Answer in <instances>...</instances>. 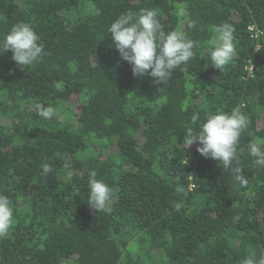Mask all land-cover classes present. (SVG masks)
I'll list each match as a JSON object with an SVG mask.
<instances>
[{
  "label": "trees",
  "instance_id": "1",
  "mask_svg": "<svg viewBox=\"0 0 264 264\" xmlns=\"http://www.w3.org/2000/svg\"><path fill=\"white\" fill-rule=\"evenodd\" d=\"M141 9L200 45L167 84L134 76L107 33ZM21 22L43 52L23 70L11 51L0 54V194L14 209L0 264L264 259V167L248 152L264 140V0H0V37ZM225 23L236 55L218 69L204 48ZM235 108L248 126L232 168L202 156L198 142L187 148L188 129ZM91 171L112 189L106 210L88 203Z\"/></svg>",
  "mask_w": 264,
  "mask_h": 264
},
{
  "label": "clouds",
  "instance_id": "2",
  "mask_svg": "<svg viewBox=\"0 0 264 264\" xmlns=\"http://www.w3.org/2000/svg\"><path fill=\"white\" fill-rule=\"evenodd\" d=\"M217 36L205 48L207 60L218 69L227 65L236 55L234 29L230 24L214 27ZM107 33L111 34L114 47L123 61L131 65L134 76L149 75L157 85L167 84L173 71L181 65H187L196 55L200 45L176 30L164 31L154 9H141L135 16L126 13L115 19ZM35 29L28 23L15 24L10 32L0 37V54L12 52V60L20 70L30 67L42 59L43 46ZM149 70H151L149 72ZM39 115L51 118L55 109L51 106L37 105ZM193 122L198 114L191 117ZM246 114L239 108L229 112L209 114L198 131L188 129L187 148L194 143L205 158L219 160L225 169L232 168L237 160V145L242 132L247 128ZM249 155L255 158V164L264 167V140L257 139L248 147ZM52 168L43 165L44 174ZM235 178L241 187H246L248 180L240 168H234ZM96 172L89 173L88 203L97 211L109 208L112 189L103 180L96 179ZM14 222V209L8 196L0 194V238L5 237ZM241 264H264V259L256 260L254 254L248 255Z\"/></svg>",
  "mask_w": 264,
  "mask_h": 264
},
{
  "label": "rangeland",
  "instance_id": "3",
  "mask_svg": "<svg viewBox=\"0 0 264 264\" xmlns=\"http://www.w3.org/2000/svg\"><path fill=\"white\" fill-rule=\"evenodd\" d=\"M182 23H183V20L181 21V23H180V25H179L178 28L181 27ZM67 117H68V115L65 117L64 114H61V115H59L58 119H59L61 122H63V120L66 122V121H67ZM68 118H69V117H68Z\"/></svg>",
  "mask_w": 264,
  "mask_h": 264
},
{
  "label": "built area",
  "instance_id": "4",
  "mask_svg": "<svg viewBox=\"0 0 264 264\" xmlns=\"http://www.w3.org/2000/svg\"><path fill=\"white\" fill-rule=\"evenodd\" d=\"M249 31H253L252 27H249ZM256 35H258V33H252L251 36L256 37ZM251 69V68H250Z\"/></svg>",
  "mask_w": 264,
  "mask_h": 264
}]
</instances>
